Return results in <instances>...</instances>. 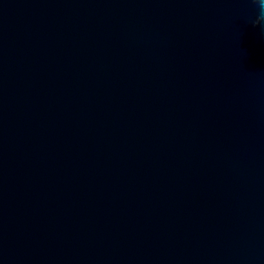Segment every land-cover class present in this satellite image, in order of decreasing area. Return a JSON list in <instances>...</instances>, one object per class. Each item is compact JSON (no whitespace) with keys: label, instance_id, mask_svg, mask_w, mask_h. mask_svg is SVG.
<instances>
[{"label":"water","instance_id":"water-1","mask_svg":"<svg viewBox=\"0 0 264 264\" xmlns=\"http://www.w3.org/2000/svg\"><path fill=\"white\" fill-rule=\"evenodd\" d=\"M255 16L0 0V264H264Z\"/></svg>","mask_w":264,"mask_h":264},{"label":"clouds","instance_id":"clouds-1","mask_svg":"<svg viewBox=\"0 0 264 264\" xmlns=\"http://www.w3.org/2000/svg\"><path fill=\"white\" fill-rule=\"evenodd\" d=\"M256 6L255 19L250 18L253 25H260L264 29V0H250Z\"/></svg>","mask_w":264,"mask_h":264}]
</instances>
